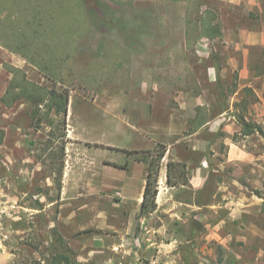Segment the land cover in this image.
<instances>
[{
	"label": "rangeland",
	"instance_id": "obj_1",
	"mask_svg": "<svg viewBox=\"0 0 264 264\" xmlns=\"http://www.w3.org/2000/svg\"><path fill=\"white\" fill-rule=\"evenodd\" d=\"M102 1L83 0L82 5L79 0L52 1L51 9L66 8L68 14L57 16V33L47 39L58 48L55 70L47 71V76L30 63L27 50L23 55L28 58L0 45V264H47L51 244L60 246L54 241L56 234L71 250L75 264H264V212L261 218H245L243 224L253 222L256 228L237 227L224 211L215 214L213 208L174 207L170 213L163 208L141 213L142 184L134 176H146L149 162L159 165V190L162 161L157 157L162 151L174 147L182 161L170 169L172 184L185 183L191 174L182 163L191 168L210 150L193 152L187 140L175 144L177 139L158 138L136 123L138 117L128 115V105H107L109 96L117 98V92L111 93V83L125 86L131 77L122 67L129 60L128 53L104 52L102 46L123 30L128 33L133 19L101 17L97 11L105 5ZM104 1L120 3L132 15L134 5L144 11L157 9V19L165 24L171 21L172 6L187 21L199 22L209 14L210 21L220 25L221 38L237 35L234 26L264 30V0H254V5L243 0L238 4L224 0ZM197 30L195 38L201 36ZM226 53L241 57L233 46ZM115 57L120 71L112 69ZM191 57L193 62L198 58ZM249 59L251 67L262 69L263 55L258 49L250 50ZM13 69L31 84L66 95V116L44 105L35 108L30 102L4 104ZM49 72L54 79L48 78ZM220 135L223 132L218 130L207 139L214 143ZM216 146L220 148L221 143ZM224 172L225 182L232 185L229 168ZM215 180L214 174L196 196L186 188L173 197L221 203Z\"/></svg>",
	"mask_w": 264,
	"mask_h": 264
},
{
	"label": "crops",
	"instance_id": "obj_2",
	"mask_svg": "<svg viewBox=\"0 0 264 264\" xmlns=\"http://www.w3.org/2000/svg\"><path fill=\"white\" fill-rule=\"evenodd\" d=\"M139 1L142 0L135 2ZM224 1L238 4L241 0ZM102 2L105 5L97 11L101 17L125 21L132 16L133 19L128 33L123 30L102 46L104 52L114 49L115 52L128 53L129 60L122 67L131 77L129 86L111 83V93L117 92V98L109 96L107 105H128V115L138 117L135 122L149 129L151 134H157L158 138L177 139L175 144L180 139L187 140L192 143L190 149L193 152L210 150L208 154L203 153L200 162L191 168L188 163H182L191 173L185 183L169 185L167 164L182 162L176 148L169 144L171 148L165 150L161 159L159 185L162 188L157 192L155 211L163 208L170 213L174 207H191L200 211L213 208L215 214L224 211L226 219L237 227L256 228L253 222L243 223L246 217H263L264 212V30L234 26L237 35L232 36L228 30L230 36L221 38L220 25L210 21L209 14H204L202 28L199 22L187 21L180 11L174 13L172 6L171 21L167 20L165 24L157 19V9L144 11L134 5L133 17L126 7L121 9L120 3ZM243 2L254 5V0ZM211 28H217L215 35L207 36ZM196 29L201 35L198 38L193 35ZM99 44L96 43L94 51L97 52ZM228 46L239 51L241 57L229 56L226 53ZM251 49H258L263 55L260 71L250 66ZM102 56H105L103 52ZM191 56L198 58L193 62ZM113 60V71H120V64H116L119 59L115 57ZM113 101L118 103H110ZM243 122L253 124L256 129L251 133L243 132ZM203 130L209 133H202ZM218 130L223 135L214 143L209 142L207 136L215 135ZM177 134L182 138H177ZM218 142L220 148L216 146ZM225 168L230 170L232 185L225 182ZM214 174L217 177L215 191L221 192V203L204 204L195 199L187 201L173 197L186 188L196 196ZM139 176L134 177L141 180L142 202L146 176ZM212 197L216 199L217 195ZM167 207H170L169 211ZM223 222H219L220 227Z\"/></svg>",
	"mask_w": 264,
	"mask_h": 264
},
{
	"label": "trees",
	"instance_id": "obj_3",
	"mask_svg": "<svg viewBox=\"0 0 264 264\" xmlns=\"http://www.w3.org/2000/svg\"><path fill=\"white\" fill-rule=\"evenodd\" d=\"M53 0H0V45L5 49L23 55L28 52L30 63L35 64L39 70L47 71L55 70L56 61H58V49L55 43H51L47 39H51L57 33V16L67 15L66 8L55 7L52 9L50 5ZM186 3L190 0H182ZM80 4L83 0H79ZM82 5V4H81ZM209 17V15H208ZM206 16L199 21L201 27L204 25ZM198 23V22H196ZM198 23V24H199ZM198 24L196 26H198ZM204 28V27H202ZM206 29V28H205ZM208 30V29H207ZM217 28H211V34L215 35ZM40 56L42 59H40ZM57 56V57H56ZM42 60V62H40ZM12 80L2 99L4 104L11 106L12 102L19 101L22 103H32L35 108L44 105L46 109L51 111L56 109V115H66L67 96L62 93L47 91L37 85L27 82L22 72L18 70L11 71ZM48 78L54 79L51 72ZM255 128V127H254ZM243 132H253L252 124L243 123ZM1 134V133H0ZM1 138V137H0ZM162 151L157 160H161L164 156ZM177 166L175 163L167 164V183L170 185V169ZM154 167L157 170H154ZM159 165L148 163L146 168L145 187L142 195L140 211L142 214L151 213L156 209L157 182H158ZM174 184V183H173ZM55 234V232H54ZM60 246L51 244L52 252L47 260V264H75L72 259V253L67 246L62 244V239L56 234L54 240ZM40 264V263H37Z\"/></svg>",
	"mask_w": 264,
	"mask_h": 264
}]
</instances>
